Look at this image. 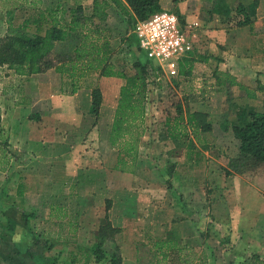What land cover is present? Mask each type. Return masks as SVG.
Returning <instances> with one entry per match:
<instances>
[{"label":"crops","instance_id":"crops-1","mask_svg":"<svg viewBox=\"0 0 264 264\" xmlns=\"http://www.w3.org/2000/svg\"><path fill=\"white\" fill-rule=\"evenodd\" d=\"M42 3L64 9L81 5L89 14L93 0ZM236 3L248 9L251 22L228 23ZM159 5L182 18L193 45L188 66L194 64L201 70L196 73L190 68L188 73L207 77V85L200 81L201 85L192 88L187 84L190 78L184 76L183 89L195 96H181V109L185 122L196 115V136L189 128V135L179 139L159 131L157 141H162L164 155L169 163L176 162L169 168L143 166L140 155L131 172L114 168L117 150L109 137L121 78L91 73L86 77H94L93 85H80L78 80V87L73 88L70 79L54 68L18 75L7 64H0V200L8 209L5 212L0 206V264H50V257L59 256L52 252L68 253L66 258L58 257L62 264H99L93 261L91 245L106 220L119 232L105 246L121 252L125 237H131L127 246L133 252L155 254L150 246L145 250L141 240H170L174 234L179 245L199 250L202 256L204 247L219 237L217 228L224 227L235 245L250 250L242 248L241 256L227 262L208 254L209 264H242L252 253L264 259V192L236 173L220 176L208 158L212 163L208 203L209 194L205 196L198 176L205 155L214 159L208 149L231 158L238 155L239 142L232 126L248 111L264 109V0H159ZM5 31L1 23L0 32ZM221 72L230 74L237 84H218L215 75ZM96 86L101 92L97 117L91 112ZM158 93L160 98L167 96L161 88L147 91L144 126L151 121L146 119V109ZM205 94L208 98L203 100ZM175 115L174 110L162 126L167 118L173 124ZM204 122L209 125L207 131ZM92 206H101L102 211L89 226L82 213ZM205 209L209 214H204ZM21 214L27 216L26 225ZM33 237L51 247L39 245L29 257L26 251ZM79 237L85 241L78 242Z\"/></svg>","mask_w":264,"mask_h":264},{"label":"trees","instance_id":"trees-1","mask_svg":"<svg viewBox=\"0 0 264 264\" xmlns=\"http://www.w3.org/2000/svg\"><path fill=\"white\" fill-rule=\"evenodd\" d=\"M1 2L10 3L11 8L6 9L8 26L6 33L0 37V64H7L15 74L30 75L54 68L70 79L73 88L78 87L79 79L91 73L124 80L119 89L109 142L117 150L114 168L131 172L137 162L139 142L143 132L147 91L151 78L156 80L160 68L143 56L134 33L130 36L132 49L136 53L131 65L132 72L127 74L125 70L116 66L111 61V40L114 36L106 23L111 8L118 9L123 15H129L132 10L137 20L145 19L161 10L159 0H93L89 14L84 12L81 5L64 9L59 4L43 5L42 0H1ZM24 6L28 7L29 13L15 24L12 11ZM178 16L180 18V15ZM251 20L248 9L242 3H236L228 23L232 26H242ZM184 61L180 63L179 75L186 73L183 62L188 63L189 60L184 58ZM215 76L218 84L225 82H228V86L237 84L228 73L221 72V75ZM100 101L101 92L98 87H94L91 112L95 117L99 113ZM175 111L173 124L168 118L165 121V137L171 139L187 137L189 135L187 128L195 137L196 115L191 114L185 122L180 105L176 104ZM198 119H202L201 115ZM202 127L203 130L209 129V125L205 122ZM232 132L239 142L238 155L230 159L225 174L244 173L258 166H264V109L248 111L232 126ZM26 219L27 216L22 217L24 225ZM118 232L119 229L111 226L107 220L99 227L95 241L91 245V255L95 263L121 264L117 249L108 250L105 246L106 241H113V237ZM168 241L155 242L154 250L159 255L157 264L166 261L170 249L182 254L180 261L189 264L192 260L190 259L193 254L192 248L181 246L178 242L171 246L173 241H169L170 244ZM39 245L51 247L47 241L33 237L32 246L26 251L29 257L35 255L34 248ZM59 261L57 256L50 257V264H62ZM242 264H264V259L258 253H252L242 260Z\"/></svg>","mask_w":264,"mask_h":264},{"label":"rangeland","instance_id":"rangeland-1","mask_svg":"<svg viewBox=\"0 0 264 264\" xmlns=\"http://www.w3.org/2000/svg\"><path fill=\"white\" fill-rule=\"evenodd\" d=\"M10 1V0H8ZM43 4V3H42ZM46 5V4H43ZM46 6H49L48 4ZM11 8L10 3H5L2 4L1 0H0V26L1 23H4V28L6 27L7 29V10ZM29 13V9L27 6H24L22 8H16L14 9V11H12V15H13V21L14 23H19L22 18L24 16H27V14ZM110 22L106 23V26H108L109 30L111 31V34L114 36V43L112 44V58H113V63L122 68L123 70H125V72L127 74H130L132 72L131 69V65L133 60L135 59V52L132 49V42H131V33H133L135 24L137 22L136 16L133 13V11L131 10V12H129V15H123L121 14L118 9H112L110 11ZM182 21V18H180ZM6 33V31H5ZM4 33V34H5ZM3 32H0V37H2ZM131 52V53H130ZM188 59V56L183 57ZM186 64V65H185ZM183 62L184 65V69L186 71V73L184 75H178L177 77H168L166 75H162V74H158L157 77H159V79L157 80H153V78H151V82L149 84V88H161L163 90H165L167 92V96L163 99L161 95L158 93L157 97H155V99H151L150 102L151 107L150 109H146L147 112V116L146 119L151 121L149 122V125L144 126L143 125V132H142V136L139 142V148H138V157L140 155L141 157V163L143 166H155V167H160V168H169L170 164H174L175 165V161H171V163H169L167 157L164 155V149L162 144V141H157L158 136H159V131H163L165 132V128L166 126L163 124L162 126V122L164 120L165 117L167 116H172L174 114V110L176 108V104L181 106V99L182 97L186 96L185 94L190 93L189 90H185L183 89L186 86V80L184 79V76H188L190 79L187 82V84H191V87L194 88V86L198 87L197 85H201L202 83L200 81H203L205 83V81H207V77L205 79H202L201 76H199V74L194 77H191L192 71H190V73H188V70L190 68L194 69V72L196 73H201V70L198 69V67H195V65L193 64L191 67H189L188 63ZM94 77H85L82 79H79V81H81L80 85H88V84H92L95 82ZM122 81L124 82V80L122 79ZM66 83H68L69 81H65ZM205 85H207V83H205ZM97 87V86H96ZM209 90V89H208ZM209 92V91H207ZM191 94V93H190ZM192 96H195V93L191 94ZM200 95V94H199ZM182 96V97H181ZM207 95L205 94L203 96V100L207 99ZM147 100H146V107H147ZM154 102V103H153ZM162 128V130H160ZM205 131H207L205 129ZM159 144V146H158ZM207 148V147H206ZM116 150V149H115ZM207 151L212 152L211 154L214 156V159H212L211 157L206 156L207 160L206 162L201 165L198 169L203 167V170L201 172H199L202 175H198L199 176V180H201L203 182L204 185V189L205 190V196H207V193L209 194L207 196V201H209L208 203H210L211 198H210V192L206 191L208 186H209V181H210V177H209V173L208 170L209 168L212 166L211 161H214V166H217V170H219L220 172V176L225 177V170L229 164V161L231 159V157L229 156H225L223 155H218L220 152H217L216 149H208ZM140 152V154H139ZM218 155V156H216ZM137 157V158H138ZM229 157V158H228ZM211 160L210 162L208 161L209 159ZM209 162V163H208ZM173 165V167H174ZM214 168V167H213ZM174 169V168H173ZM230 170V169H229ZM153 174V173H152ZM152 174L146 173V176H152ZM194 174V173H192ZM211 174V173H210ZM232 174V173H231ZM230 175V174H228ZM233 175V174H232ZM235 175H238L237 178H242L246 181L251 182L252 184H254L255 186H257L258 188L261 189V191L264 192V166H258L252 170H249L247 172L244 173H236ZM188 176H192L191 174H189ZM222 177V178H223ZM198 178V177H197ZM164 179V178H163ZM223 185L227 186V180H224ZM223 188L225 186H222ZM223 192V190H222ZM203 198V197H202ZM225 198V197H224ZM227 201V200H226ZM0 206H1V210L3 209L5 212L6 210V204L5 202H2L0 200ZM5 205V206H4ZM146 206V205H145ZM8 208V207H7ZM222 208H220V210L222 211ZM10 209V208H9ZM224 209V208H223ZM76 210V208H75ZM78 210V209H77ZM102 211V207L101 206H92L90 208H86L82 215L84 216V221L87 222V225L90 226V224L93 222V218L95 217V215L97 214H101ZM208 211V212H207ZM204 214L207 212L209 214V210L205 209ZM1 213V212H0ZM224 227H218L217 230L219 231V237H215L213 239V241L211 242V245H209V247L205 246L204 247V251L202 252V256L201 253L198 251H195L192 248L193 254L190 257V259H192L189 264H209L208 263V254H211L210 257L211 258H215L219 261L222 260V262H227L229 260H235L238 256H241V251L242 248L244 249V251L246 250H250L249 247H243V245H235L234 241L229 237V235L227 234V231L225 229H223ZM129 233V231H127ZM207 233V232H206ZM211 234V233H210ZM213 235V234H211ZM174 239H170L169 241H173V243L169 244L175 245V243H177L176 237L173 234ZM131 237H125L124 241L126 246L124 245V252H121L117 249V247H115L118 251V255L120 256L121 259V264H157V260H158V256L155 253V242L157 240H167V239H153V238H143V241L141 240V243L143 244V248L145 250H147L150 246V249L153 250V252L155 254L152 253H144L141 254L139 252H133L132 251V246L128 247L127 243L130 242ZM78 242H83L85 241V238L79 237L77 238ZM181 246H183V244H180ZM112 246V245H111ZM185 246V245H184ZM71 247V244H70ZM113 247V246H112ZM112 247H108L106 246V248L108 250H112ZM191 248V247H189ZM246 248V249H245ZM241 250V251H239ZM239 253V255H235ZM168 257L166 258V261H162V264H185L184 262L180 261L181 256L183 257L182 254L177 253V251L170 249V251L167 253ZM51 255H59L57 257H61V258H66L68 257V253H55L52 252ZM82 255V253L80 254ZM194 255V256H193ZM263 259V258H262ZM1 262V260H0ZM227 264V263H226Z\"/></svg>","mask_w":264,"mask_h":264},{"label":"built area","instance_id":"built-area-1","mask_svg":"<svg viewBox=\"0 0 264 264\" xmlns=\"http://www.w3.org/2000/svg\"><path fill=\"white\" fill-rule=\"evenodd\" d=\"M133 33L143 56L160 68V74L168 77L179 75L183 57L193 50L179 16L172 11L160 10L137 20Z\"/></svg>","mask_w":264,"mask_h":264}]
</instances>
